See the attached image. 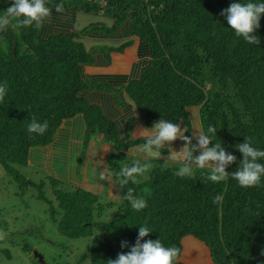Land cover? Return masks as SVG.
Listing matches in <instances>:
<instances>
[{"label": "trees", "instance_id": "1", "mask_svg": "<svg viewBox=\"0 0 264 264\" xmlns=\"http://www.w3.org/2000/svg\"><path fill=\"white\" fill-rule=\"evenodd\" d=\"M231 2L50 0L51 23L45 20L39 29L34 25L14 28L12 21L7 31H0V85L7 87L0 102V165L13 181L23 190L26 185L34 186L12 165L26 166L33 149L52 144L61 124L78 114H83L89 134H102L114 145L107 166L119 187L120 199L117 204H108L120 214L110 220H95L106 204L90 192L55 187V200L51 201L43 191L44 183L36 185L37 199L48 204L49 217L59 233L71 240L90 239L89 252L83 255L89 264H107L121 251H129L121 248V241L134 244L143 225L152 229L145 239L159 238L165 246L181 251L185 237L195 238L207 247L214 264H264V178L259 187L248 188L231 176L214 183L206 178L207 168H194L192 177L181 178L175 175L178 168L163 159L132 157L129 150L144 142L132 138L133 123L127 126L126 134L119 122L107 119L99 110L90 117L89 110L94 107L78 95L86 87L83 68L94 60L91 48L107 55L122 53L131 43L117 34L129 23L130 32L145 47L139 77L122 85L137 108V115L132 112L131 116L144 127H152L161 118L182 122L186 135H191L188 109L195 107L201 130L207 132L210 125L216 128L212 146L221 143L238 161L243 154L235 145L245 137L264 150V16L256 32L261 43L250 44L220 15ZM10 3L0 0V15ZM58 4L63 5L62 12L55 10ZM57 20L72 25L64 27ZM90 35L103 44L88 48L85 36ZM33 117L41 123L47 121L43 135L28 132ZM161 152L168 155L166 148ZM134 161L149 162L152 168L136 183L121 188L117 173ZM238 167L239 162L227 171ZM51 182L54 187L56 181ZM128 188L147 200L146 208L132 209L123 198ZM217 194H223L220 205L212 203ZM179 264L184 263L179 260Z\"/></svg>", "mask_w": 264, "mask_h": 264}, {"label": "clouds", "instance_id": "2", "mask_svg": "<svg viewBox=\"0 0 264 264\" xmlns=\"http://www.w3.org/2000/svg\"><path fill=\"white\" fill-rule=\"evenodd\" d=\"M49 3L50 0H11L10 6L4 10L3 15H0V31H7L12 21H15V23H11L14 28L32 27L33 25L37 29L41 28L43 22L51 16L52 9L47 6ZM55 10L62 12L64 10L63 5H56ZM220 15L226 19L227 24L237 36L242 37L250 44L259 45L261 43L256 32L261 27L264 3H256L252 0L244 3L241 0H233L227 8L220 12ZM6 95V84L0 85V102L4 101ZM132 107L136 112V106L132 104ZM80 115L83 117V114ZM47 128V121L41 123L35 117L27 126L29 133L39 135H43ZM138 132L139 136L137 135ZM186 133L187 127L182 122L174 123L163 118L154 121L152 127L141 126L130 132L133 139L139 138L144 141L140 148L147 158L156 160L162 158L165 164L168 161L179 162L181 167L175 172L178 177H192L194 168H207L210 169V172L206 178L214 183L224 181L231 176L238 181L241 187H259L261 185L262 178H264V163L261 162L264 160V150L254 147L251 137H245L244 142L235 145L243 154V159L238 161L237 156L228 152L221 143H215L212 146L213 137L216 135L214 126L210 125L207 132L195 129L191 135H186ZM177 140L183 142L180 150H176L172 146ZM166 146L169 151L168 155L164 156L161 149ZM237 162H239L238 169L228 172L227 169ZM151 168V163H141L140 161H134L130 167H122L117 173L120 187L123 188L129 182L136 183L138 177L144 176ZM101 178H105L103 174ZM107 179L110 182L111 175ZM123 198L130 202L132 209L136 211L147 207V200L142 196L135 195L132 188L127 189ZM222 202L223 194H217L212 201L216 205H220ZM151 233L152 229L146 225L139 226L138 236L134 244H130L127 240L121 241V248H127L129 251H121L116 259H109L107 264H179L180 248L165 246L159 238L155 240L145 239ZM4 238L5 234L0 233V239ZM261 255L264 256V249L261 250Z\"/></svg>", "mask_w": 264, "mask_h": 264}, {"label": "rangeland", "instance_id": "3", "mask_svg": "<svg viewBox=\"0 0 264 264\" xmlns=\"http://www.w3.org/2000/svg\"><path fill=\"white\" fill-rule=\"evenodd\" d=\"M46 21L52 22L49 18ZM57 24H62L64 27L72 25L67 20H57ZM93 88L97 89V84H94ZM94 110L98 111L99 109L91 108L88 114L90 117L94 114ZM188 112L194 121V124H191L193 130L200 129L198 109L190 108ZM193 130L191 131L193 132ZM89 132L87 129L88 141L86 142L85 138V143H83L80 151L75 147L67 151L69 159L58 157L56 160L49 161L51 152L47 149L48 147H45L43 148V155L35 154L37 151H32L26 166L12 165L19 176L34 184V186L26 185L24 190L13 181L0 165V223L3 225L0 233L5 234V238L0 239V264H89L87 258L83 259V255L89 252L90 239L71 240L61 235L56 223L54 224L49 217L48 204L37 199L38 191L36 188V185L44 183L43 191L46 197L54 201L55 197L52 191L55 187L67 192L74 189L86 191L79 183L86 182L92 187L101 183L100 168L94 169L91 162L86 167L88 150L95 137ZM182 143V141L177 140L172 146L174 149L180 150ZM165 148L167 149V146ZM167 150L169 151V149ZM128 154L132 157H139L140 160L147 159L140 146L130 149ZM82 157L83 160L79 163ZM168 164L176 168L181 165L179 162L173 161H168ZM94 173L97 174L96 178L100 179L97 183ZM52 180L56 181L54 187H52L54 184L51 182ZM105 191L106 189L97 195L102 196L103 199L107 196ZM87 192L95 193L91 190H87ZM103 204H106V209L101 217L95 218L96 221H108L120 214L116 207L107 202ZM57 218L59 219V216ZM189 240L193 245L187 244L184 251L191 250L193 253L195 251L197 258H193L187 252L185 254L187 261L190 264H208V258H206L205 252L200 249L198 240ZM35 253L42 257L41 262L34 257Z\"/></svg>", "mask_w": 264, "mask_h": 264}, {"label": "crops", "instance_id": "4", "mask_svg": "<svg viewBox=\"0 0 264 264\" xmlns=\"http://www.w3.org/2000/svg\"><path fill=\"white\" fill-rule=\"evenodd\" d=\"M76 29L77 28H74L73 24L71 30L74 31ZM95 33L97 35L100 34L98 31ZM117 35H119L118 37H120L121 40H128L131 45L125 48L122 53L111 52L108 55L105 51L97 50L98 48L96 47L91 48L94 60L92 64L86 65L83 68L82 80L85 82L86 87L82 89L78 95L88 105L98 108L107 119L115 123L119 122L118 125L123 126L122 132L127 134V126H129V123H133V125H131V132L143 126V124L140 120L135 118V115H130L132 112H135L132 107L133 103L126 95L122 85L139 77L143 62L145 60L141 51L145 49V47L142 44L140 38L130 32L129 23L123 24L120 27L119 33ZM85 37L87 39L86 46L88 48L103 44L96 43V39L94 37L92 39L91 35ZM120 42L121 45L124 41ZM120 45L118 44L117 47ZM94 84H97V89L91 88ZM135 114L137 115L136 112ZM128 115L131 117H128ZM188 115L192 121V124H194L189 112ZM137 135L139 136V132ZM94 136V140L92 141L88 150L86 167H88L91 162L94 169L100 168L101 175L103 174L105 178L102 179L100 175L101 183L99 185H95L96 187L89 186L86 182L79 184L82 185L84 190H91L93 193L95 192L94 195L97 197L99 196L97 194H99L100 191L106 189L105 194L107 196H105L103 199L101 198L102 196H99V201L117 204L120 199V190L119 187L114 183L112 174L109 172L107 166L108 158L114 153V145L108 142L102 134ZM85 138L86 122L84 117L78 114L73 119L64 122L57 131L53 143L46 146L51 152L49 161L56 160L58 157L69 159L67 151L72 147H75L80 151L83 143H85ZM43 150V148L33 149V151H37L35 154L38 153L40 155H43ZM82 160L83 159H80L79 163ZM94 175L97 183V181L100 179L96 178V173H94ZM109 175H111L110 182L107 179ZM189 239L195 240L193 237H185L182 240V253L180 261L184 264H190V262L187 261V257L185 256L187 252H189L193 258H197V253L195 251L194 253L191 250L184 251L187 244L193 245ZM198 243L200 249L205 252L206 258H208V264H214L207 247L204 246V244L200 241H198Z\"/></svg>", "mask_w": 264, "mask_h": 264}, {"label": "water", "instance_id": "5", "mask_svg": "<svg viewBox=\"0 0 264 264\" xmlns=\"http://www.w3.org/2000/svg\"><path fill=\"white\" fill-rule=\"evenodd\" d=\"M14 49H15V43L13 45V50H12L13 52H14ZM34 257H36L38 259V261L41 262L42 257L40 255H38L37 253H35Z\"/></svg>", "mask_w": 264, "mask_h": 264}]
</instances>
